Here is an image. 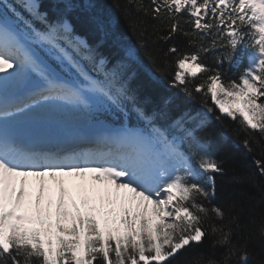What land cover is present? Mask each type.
Wrapping results in <instances>:
<instances>
[{
  "label": "snow or ice",
  "instance_id": "6c2138e0",
  "mask_svg": "<svg viewBox=\"0 0 264 264\" xmlns=\"http://www.w3.org/2000/svg\"><path fill=\"white\" fill-rule=\"evenodd\" d=\"M123 11L153 78L174 67L170 86L198 108L141 106L130 87L138 52L96 0H0V264H189L177 256L206 238L211 254L196 264H249L253 239L238 242L243 206L213 203L226 161L211 151L212 136L198 133L223 115L264 139V0H124ZM178 35L196 50L182 52ZM161 42L168 47L158 58L149 43ZM242 44L252 55L238 79L225 82L201 59L214 53L216 65L230 64ZM242 144L252 152L250 140ZM253 164L264 182V157ZM29 177L38 181L35 211L21 212ZM46 177L58 187L54 225L41 208ZM58 177L79 181L86 212L75 200V213L67 210ZM253 186L259 199L234 195L264 203V187ZM256 240L264 253V221Z\"/></svg>",
  "mask_w": 264,
  "mask_h": 264
},
{
  "label": "trees",
  "instance_id": "16d2710c",
  "mask_svg": "<svg viewBox=\"0 0 264 264\" xmlns=\"http://www.w3.org/2000/svg\"><path fill=\"white\" fill-rule=\"evenodd\" d=\"M96 2L101 11L113 18L116 31L121 36L122 42L138 52L140 64L137 68L136 78L131 82L130 87L139 98L141 106L147 111L153 109L159 110L165 108V100H170L171 103L167 105L166 109L170 113H177L186 107L198 108V104H189L179 89L170 86L168 81L171 79V73L175 71L174 67L169 68L168 76L160 77L157 75L153 78L152 74L155 72V68L145 56L144 49L139 48L137 44L138 37L134 28L130 26V20L125 19V13L123 11L124 0H96ZM148 23L152 25L156 22L149 19ZM185 27L190 26L186 25ZM78 30L80 29L78 28ZM151 31L152 29L149 27V32ZM82 34L84 33L82 32ZM173 42L180 47L182 52L196 50L193 46L187 45V41L179 35L174 38ZM204 43H207V41ZM167 47L168 44L163 42L156 45L149 43V48L154 52L156 49H166ZM155 54L158 58L160 57L159 52H155ZM251 55V49L246 48L242 44L235 51L230 64L225 62L223 65H216L214 53H209L206 56L202 55L201 59L209 67H220L224 74V80L227 82L231 79H238L242 69L248 65ZM169 59L171 60L172 57H169ZM205 75L201 73L196 80L189 82L188 87L192 88L195 83L202 82ZM201 98L197 94V100ZM211 103L209 99V104ZM216 115H220L218 110L216 111ZM222 131L226 132L228 136L227 140L220 138ZM204 133L210 134L214 140L211 151L216 158L226 161L224 166L227 169V176L216 177L217 198L213 203L221 204L226 209L232 201H235L238 207L243 206L244 212L242 214V220L247 227L243 229L238 242L244 243L246 239L252 237L253 242L249 244V249L252 252L249 264H258L259 261L264 260V253H261V242L256 240V230L260 223L264 221V203L258 204L256 200H250L247 197H238L234 193L238 189H245L248 195L255 196L259 199L260 191L257 187L253 186V181L261 187H264V182L261 181V177L255 169L253 158L264 157V139H261L258 133L248 132L242 129L238 119L233 120L223 115H221L220 121L213 118L207 127L198 133V135H204ZM245 139L251 142V153H248L243 147L242 141ZM234 175L246 177L244 183H230L229 181ZM200 253H203L205 258L211 254L208 238L204 240L202 245L186 249L176 259L188 261L189 264H196L197 259H199L198 254ZM173 264H175V261Z\"/></svg>",
  "mask_w": 264,
  "mask_h": 264
},
{
  "label": "rangeland",
  "instance_id": "374dc122",
  "mask_svg": "<svg viewBox=\"0 0 264 264\" xmlns=\"http://www.w3.org/2000/svg\"><path fill=\"white\" fill-rule=\"evenodd\" d=\"M66 178L67 177H64V178L58 177L57 179H64V181H65ZM36 181H37V179H36ZM36 181H31V182L29 181L28 184L26 185V189H27V192L29 193V195H27L25 197L24 203L20 208L21 212H34L35 211V195L38 191V181L37 182ZM69 181L70 182H68V183L65 182V184H64L65 188L68 190V195L65 196V201L67 203V210L70 213H75V209L72 208V206H71V201L75 200L77 206L80 208V211L82 213L86 212V206L82 202L83 195L85 194L84 190H82L78 187L79 181L74 180V179L72 181L71 180H69ZM57 197H58V187L57 186L55 187L53 185L50 187L49 184L48 185L46 184L44 198L41 202V208L45 212L51 211L53 225L55 224V219H56V216H55V211H56L55 200L57 199ZM50 198L53 201L51 209L48 208V201ZM95 202L99 206V198L98 197L95 198ZM107 210H108V206L105 205L104 211H107ZM116 211H117V213H119V211H120L118 206L116 207ZM92 215H94L96 217V219L100 222L101 228L103 230L105 225H104V221L101 218V216L97 213H92ZM25 226L26 227H39L38 224H26ZM109 226H112V225L109 224Z\"/></svg>",
  "mask_w": 264,
  "mask_h": 264
},
{
  "label": "bare ground",
  "instance_id": "6f19581e",
  "mask_svg": "<svg viewBox=\"0 0 264 264\" xmlns=\"http://www.w3.org/2000/svg\"><path fill=\"white\" fill-rule=\"evenodd\" d=\"M31 178H32V177H29V180H30ZM35 180H36V179H35ZM45 180H46L47 183H49V186H50V187H51L52 185L55 186V187L57 186L56 183H55L51 178H47V177H46ZM69 180L72 181L73 179H72V178H66V179H65V182L68 183V182H70ZM30 182H31V181H30ZM34 183H35V182H34ZM34 183H33V184H34ZM35 184H36V183H35ZM73 186H74V185H73Z\"/></svg>",
  "mask_w": 264,
  "mask_h": 264
},
{
  "label": "water",
  "instance_id": "95a60500",
  "mask_svg": "<svg viewBox=\"0 0 264 264\" xmlns=\"http://www.w3.org/2000/svg\"><path fill=\"white\" fill-rule=\"evenodd\" d=\"M92 132H95V131H100V130H91Z\"/></svg>",
  "mask_w": 264,
  "mask_h": 264
}]
</instances>
